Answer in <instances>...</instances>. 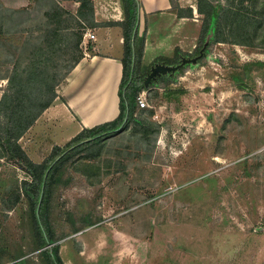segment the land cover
<instances>
[{
    "label": "rangeland",
    "instance_id": "rangeland-1",
    "mask_svg": "<svg viewBox=\"0 0 264 264\" xmlns=\"http://www.w3.org/2000/svg\"><path fill=\"white\" fill-rule=\"evenodd\" d=\"M99 1L94 8L98 2L106 11ZM218 1L226 8L248 7L243 11L252 19L235 35L238 40L212 44L201 62L158 67L157 77L167 78L142 92L148 105L138 104L136 113L151 124L150 132L141 130L143 121L133 122L57 172L46 217L64 261L79 262L87 248L93 261L99 252V264H264V0ZM79 5L0 0L1 94L27 44L42 41L60 25L51 21L64 19L63 42L54 56L58 91L74 57L93 46L84 42L87 29L76 47L78 22L60 17L63 10L77 13ZM197 17L196 31L180 47L185 52L200 39L203 15ZM165 36L161 47L151 39L143 66L174 55L179 36ZM164 86L180 92L167 98ZM20 143L37 163L54 147L43 136L34 147L27 136ZM23 179L31 177L0 156V264H48L37 247L26 198L22 194L14 203Z\"/></svg>",
    "mask_w": 264,
    "mask_h": 264
},
{
    "label": "trees",
    "instance_id": "trees-1",
    "mask_svg": "<svg viewBox=\"0 0 264 264\" xmlns=\"http://www.w3.org/2000/svg\"><path fill=\"white\" fill-rule=\"evenodd\" d=\"M76 1L80 3L77 13L63 10L60 13V17L62 14H67L78 22L80 30L73 33L77 36L75 46L78 47L81 45L84 32L87 29L98 26V23L95 20L94 0ZM239 1L242 2V0ZM249 1L250 4L256 5L260 0ZM120 2L123 10V20L115 24H119L123 30L124 52L121 60L123 75L119 89L120 113L114 120L93 127H84L64 146H54L50 156L39 163L31 159L20 143V139L24 134L35 124L37 119L57 97L56 86L60 78L56 77V72L58 71L59 61H56L54 56L58 49H61L59 46L63 42L62 38L59 37L64 28L62 27L63 22H65L64 19L56 22L51 21L52 24L60 22V25L56 24L51 27L47 37L42 41L36 44H27L24 55L14 61L11 73L7 77V85L1 94L0 156L20 167L31 177V179H23L21 181V192L15 195L14 203L20 200L22 194L26 198L37 247L42 250L48 264H65L60 255L59 245L54 243L53 233L46 217L52 188L60 168L74 155L83 152L91 145L114 137L124 129H127L133 122L142 123L143 121L145 127H141V130L145 134L149 133L150 129L148 127L151 124L146 125V119H140L136 113L138 96L144 90L154 86L155 81L158 82V79L167 78L157 77L159 75V71H157V74L152 76L149 82L146 83L155 68L178 66L182 64V60L201 62L212 44L230 40L233 42L237 41L238 39L235 35L243 34L252 19L247 12L243 11V9L248 7L234 8L229 5L226 8L218 0H197V11L203 15V23L200 39L194 50L185 52L180 47H176L174 55H160L151 64L143 66L145 35L140 36L137 30L140 1L120 0ZM233 2L234 0L231 1V3ZM57 8L62 9L60 6ZM45 14L50 18V11ZM178 16L192 17V9H189V12L180 10ZM231 35L233 39L229 38ZM82 56L80 52L74 57L70 69L74 68ZM182 66L181 70L183 71L184 68ZM163 88L164 95L167 98L176 96L180 92L178 88L168 86ZM95 153L98 154L97 151Z\"/></svg>",
    "mask_w": 264,
    "mask_h": 264
},
{
    "label": "crops",
    "instance_id": "crops-1",
    "mask_svg": "<svg viewBox=\"0 0 264 264\" xmlns=\"http://www.w3.org/2000/svg\"><path fill=\"white\" fill-rule=\"evenodd\" d=\"M139 1L137 30L140 36L145 35L144 59L151 39L156 47L164 46L160 37L166 33L165 38L170 41L179 36V47L187 45L184 44V37L190 31L194 33L198 27V11L194 5L197 0ZM100 4L103 10H107L99 9L96 2L95 20L98 26L89 29L94 30L95 39L86 37L84 41L93 43L92 50L75 65L70 76L59 87L56 100L24 134L32 147L38 136H43L49 145L63 146L84 127L114 120L120 113L124 38L122 27L115 23L123 20V10L120 0H100ZM189 9H192V17L178 16L180 10L189 12ZM170 23L168 29L164 28V24ZM85 252L87 256L78 257L79 262L73 259L63 261L65 264H99V252L97 261L88 257L89 249L85 248Z\"/></svg>",
    "mask_w": 264,
    "mask_h": 264
},
{
    "label": "built area",
    "instance_id": "built-area-1",
    "mask_svg": "<svg viewBox=\"0 0 264 264\" xmlns=\"http://www.w3.org/2000/svg\"><path fill=\"white\" fill-rule=\"evenodd\" d=\"M85 37H88L89 39H95V35L89 29L85 32ZM138 104L141 108H144L148 105L145 93H141L138 96Z\"/></svg>",
    "mask_w": 264,
    "mask_h": 264
},
{
    "label": "water",
    "instance_id": "water-1",
    "mask_svg": "<svg viewBox=\"0 0 264 264\" xmlns=\"http://www.w3.org/2000/svg\"><path fill=\"white\" fill-rule=\"evenodd\" d=\"M157 68H158V67H156L155 70L153 71V73L148 77V79L146 80V83H148L149 80L151 79V77L154 76V75L156 74V72H157ZM163 70H165L164 67H162L160 71H163ZM59 158H60V157H59ZM59 158H58V159H59ZM58 159H57V160H58Z\"/></svg>",
    "mask_w": 264,
    "mask_h": 264
}]
</instances>
